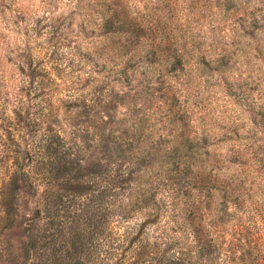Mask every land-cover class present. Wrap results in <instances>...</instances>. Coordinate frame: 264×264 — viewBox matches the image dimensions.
Wrapping results in <instances>:
<instances>
[{
  "label": "rangeland",
  "instance_id": "1",
  "mask_svg": "<svg viewBox=\"0 0 264 264\" xmlns=\"http://www.w3.org/2000/svg\"><path fill=\"white\" fill-rule=\"evenodd\" d=\"M91 80L111 89L110 124L126 123L131 102L154 139L194 136L202 177L264 212V0H0V187L11 110L35 128H88L94 113L67 100ZM34 200L18 193L12 223L0 221L13 244Z\"/></svg>",
  "mask_w": 264,
  "mask_h": 264
},
{
  "label": "trees",
  "instance_id": "2",
  "mask_svg": "<svg viewBox=\"0 0 264 264\" xmlns=\"http://www.w3.org/2000/svg\"><path fill=\"white\" fill-rule=\"evenodd\" d=\"M84 85L67 101L71 113H94L88 128H35L24 107L11 110L6 136L16 149L9 146L0 221L12 223L18 193L35 200L22 240L0 234V264H264V212H244L241 193L202 177L194 136L154 139L131 102L126 123L110 124L111 89Z\"/></svg>",
  "mask_w": 264,
  "mask_h": 264
}]
</instances>
